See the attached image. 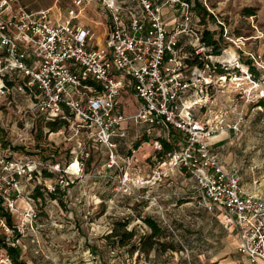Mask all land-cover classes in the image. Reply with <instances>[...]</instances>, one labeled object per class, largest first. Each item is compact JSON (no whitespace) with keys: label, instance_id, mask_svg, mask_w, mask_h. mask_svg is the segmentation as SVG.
<instances>
[{"label":"built area","instance_id":"2783aa9c","mask_svg":"<svg viewBox=\"0 0 264 264\" xmlns=\"http://www.w3.org/2000/svg\"><path fill=\"white\" fill-rule=\"evenodd\" d=\"M87 1L32 11L19 0H0V100L21 106L10 125L0 124V264H12L8 251L19 249L20 239L38 229L39 199L32 193L54 191L46 174H59L58 184L65 188L81 171L79 165L72 173V163L62 169L30 154L37 125L43 134H80L105 152L107 169H120L117 140L127 121L146 125L147 132L182 135L168 164L185 172L199 189L203 208L235 231L238 253L250 264H264V198L245 192L238 169L224 168L209 147L220 133L239 134L244 116L227 123L194 115L196 106L205 107L208 90L226 79L248 103L264 99V56L249 53L245 69L236 52L232 62L219 60L225 50L213 55L202 30L193 29L188 0H94L107 28L98 45L94 33L78 22ZM166 7L179 13L172 25L163 18ZM219 24L223 36L229 34ZM126 91L140 103L131 117L123 113ZM48 122L60 127L50 132ZM54 156L53 151L51 160ZM129 180L123 173L120 185L130 190Z\"/></svg>","mask_w":264,"mask_h":264},{"label":"rangeland","instance_id":"374dc122","mask_svg":"<svg viewBox=\"0 0 264 264\" xmlns=\"http://www.w3.org/2000/svg\"><path fill=\"white\" fill-rule=\"evenodd\" d=\"M19 1L32 11L54 6L63 10L69 4V0ZM188 1H196L204 9L193 11V29L212 32L215 39L221 35L226 54L219 60L232 62L236 52L242 65L248 61L249 53L264 56V0ZM165 11L162 10V15ZM219 22L227 28L226 36ZM220 82L204 96L205 107L194 108L195 117L226 118L233 123L242 113L244 123L238 135L241 142L238 150H245L247 157L264 163V107L248 103L236 93L235 85L228 79ZM121 99L127 112L131 106L126 102V95ZM0 101V124L10 125L18 114L17 107L21 106L18 103L9 107ZM130 101L134 102L131 94ZM37 132L33 133L30 147L32 156L47 163H58L62 169L78 162L81 171L71 177L72 183L68 180L70 184L65 186V193L56 194V199H45L41 206L44 211L37 221L38 229L20 239L19 259L25 264H207L206 261L233 243V235L222 227L221 217L203 208L194 181L168 164L182 139L178 133H172L167 141L158 134L147 137L143 130H130L128 137L117 145L120 169H107L105 152L82 139L80 134L65 131L62 137L43 134L37 138ZM162 141L171 145L170 153L163 151ZM51 149H57L52 160ZM126 172L134 194L120 185L122 174ZM46 175L47 185L55 187L60 183L59 174ZM61 185L64 186L65 181ZM144 217L152 218L175 235V251L129 254L133 246L139 245L138 238L148 233ZM123 222L127 224V231L135 232L131 241L121 245L116 239L105 238L113 226Z\"/></svg>","mask_w":264,"mask_h":264},{"label":"crops","instance_id":"0c3cea01","mask_svg":"<svg viewBox=\"0 0 264 264\" xmlns=\"http://www.w3.org/2000/svg\"><path fill=\"white\" fill-rule=\"evenodd\" d=\"M51 8H57V7L54 6ZM163 10H166L165 14L163 15L165 22L169 25H172L174 20L178 18L179 13L174 12L170 7H166ZM92 15L93 16L95 15L96 17L94 20L90 18ZM78 22L84 27L90 29V31L94 33L96 44L98 45L103 44L107 32V28L105 24L106 19L101 14H99L97 3L94 0L87 1L84 10L79 15ZM129 93L133 97L134 102L130 101ZM123 95H126L127 97L126 102L129 103L131 106L130 110L125 112L124 110L125 102L124 100L121 99L123 106V113L126 117H131L137 112L140 103L132 92L126 91ZM252 104H256V103H252ZM203 117H206V115ZM223 120L229 123L226 118H223ZM235 121L236 118L235 120H233V123ZM242 124L240 125V128L242 127ZM122 128L124 131V136L117 140V145L120 143L121 140H124L128 137L130 130L133 131L134 129L143 130V132L147 135V137L150 135L156 136L158 134L161 138L166 139L167 141H169L168 138L170 136H173L172 133L176 132L179 135H181L179 132L175 130H165V131L157 132V130L155 129L150 132H147L148 128L146 125L144 124L136 125L131 123L130 121L125 122L122 125ZM238 135L239 134H235L231 130L220 133L209 141V147L212 150V152L216 155L220 163L224 166V168L229 169L231 167H236L238 169L240 175V184L245 192L257 193L258 195L264 198V163H262L257 159L251 158L250 156L247 157L248 153L245 152V150L239 152L238 148L241 147V142H240V136ZM181 140L177 144L178 148L181 145ZM173 141L175 142L176 139H173ZM183 173L187 175L185 172ZM228 231L233 235L232 236L233 243L227 245L223 251H219L221 252L218 253L219 255L213 256L214 258H211L210 260L206 261L207 264H213V263L250 264L249 261L246 259V257L242 256L237 251V237L235 231L232 230V228H229Z\"/></svg>","mask_w":264,"mask_h":264},{"label":"trees","instance_id":"16d2710c","mask_svg":"<svg viewBox=\"0 0 264 264\" xmlns=\"http://www.w3.org/2000/svg\"><path fill=\"white\" fill-rule=\"evenodd\" d=\"M204 9L200 8V4L196 1L193 2L192 12L193 11H202ZM194 13V12H193ZM210 16V15H209ZM221 36V35H220ZM218 37L215 39L214 33L209 32L207 30H202L201 32V39L202 41L209 46L212 49L213 55H219L226 47V45H222L221 43V37ZM226 57H223L222 59H225ZM244 64L250 65L249 61H245ZM250 67V70L252 72H255L254 69ZM242 68H245L244 65H242ZM216 72L218 74H222L224 71L222 69H217ZM257 103H259V106L264 107V99L259 100ZM45 127L49 129L50 132H55L59 127L60 124H57L56 122H48L45 124ZM36 130L37 138L42 137V129L39 124L37 125ZM162 144L164 146V152L170 153L171 152V145L167 144L165 141H162ZM56 154L57 149H51ZM176 151V150H174ZM65 188H61L59 184H56L54 187V191L47 192L42 191L40 188H35L32 196L33 198L39 199L38 202V208L40 209V213H43L44 210H42L41 206L43 203H45V199H56L57 195L60 193H65ZM57 194V195H56ZM143 223L148 229V233L141 235L139 239V245L133 246L132 249L129 250V254L132 255L135 251H137L139 254L148 255L151 251H153L155 254H160L167 251H175L176 247L173 245L174 234L170 233L167 228L160 227L152 218L144 217ZM126 222L119 223L116 226H113L111 229V233L106 235V239H116L118 242H121V245H124L125 243L132 240V238L135 236V232L133 230L127 231L126 230ZM172 231V230H171ZM9 256L12 260V264H25L22 260L19 259V249H10L8 251ZM215 264V263H213Z\"/></svg>","mask_w":264,"mask_h":264},{"label":"bare ground","instance_id":"6f19581e","mask_svg":"<svg viewBox=\"0 0 264 264\" xmlns=\"http://www.w3.org/2000/svg\"><path fill=\"white\" fill-rule=\"evenodd\" d=\"M224 54H226L225 52H224ZM223 54V55H224ZM222 55V56H223ZM221 56V57H222ZM221 57H219V58H221ZM229 62V61H228ZM242 67V66H241ZM53 135H51V137H52ZM75 165V167L73 168V169H70V168H72L73 166ZM70 172H72V173H75V172H77L78 171V163L77 162H75V163H73L70 167H69V169H68Z\"/></svg>","mask_w":264,"mask_h":264}]
</instances>
